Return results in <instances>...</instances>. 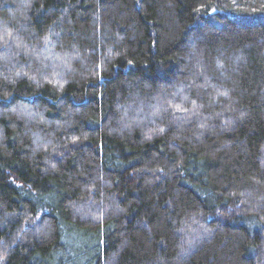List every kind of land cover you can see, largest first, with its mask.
Returning a JSON list of instances; mask_svg holds the SVG:
<instances>
[{
    "label": "trees",
    "instance_id": "1",
    "mask_svg": "<svg viewBox=\"0 0 264 264\" xmlns=\"http://www.w3.org/2000/svg\"><path fill=\"white\" fill-rule=\"evenodd\" d=\"M0 264H264V0H0Z\"/></svg>",
    "mask_w": 264,
    "mask_h": 264
},
{
    "label": "snow or ice",
    "instance_id": "2",
    "mask_svg": "<svg viewBox=\"0 0 264 264\" xmlns=\"http://www.w3.org/2000/svg\"><path fill=\"white\" fill-rule=\"evenodd\" d=\"M177 110H180L179 108Z\"/></svg>",
    "mask_w": 264,
    "mask_h": 264
}]
</instances>
